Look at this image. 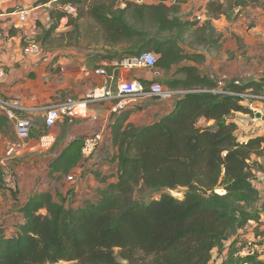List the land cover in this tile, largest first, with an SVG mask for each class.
Returning a JSON list of instances; mask_svg holds the SVG:
<instances>
[{"label":"trees","instance_id":"obj_1","mask_svg":"<svg viewBox=\"0 0 264 264\" xmlns=\"http://www.w3.org/2000/svg\"><path fill=\"white\" fill-rule=\"evenodd\" d=\"M119 2L96 0L89 9L103 30L104 43L119 48L102 56L105 59L153 52L157 67L169 73L184 61H206L178 42L193 27L212 44L221 37L211 25L183 20L180 4ZM258 4L264 8V0H211L207 16L219 19L239 10L238 16ZM69 18L63 10L52 16L53 24L37 40L42 48L54 43L53 33ZM177 75L181 77L170 82L173 89L217 86L197 66L180 67ZM229 86L264 92V84L257 81ZM235 114L253 115L235 97L202 93L179 99L171 115L150 126L116 125L115 181L82 207L59 202L48 192L33 194L20 209L23 223L9 235L0 232V264H212L214 251L224 249L232 235L258 216L255 204L264 212V199L255 186V173L264 171V135H250L242 143ZM0 120L9 124L8 118ZM204 120L214 123L203 126ZM82 145L74 141L53 171L68 174L81 159ZM236 244L230 245L222 264H264L255 262V256L236 257Z\"/></svg>","mask_w":264,"mask_h":264},{"label":"crops","instance_id":"obj_2","mask_svg":"<svg viewBox=\"0 0 264 264\" xmlns=\"http://www.w3.org/2000/svg\"><path fill=\"white\" fill-rule=\"evenodd\" d=\"M56 1L42 4L40 0H0V64L6 68V76L0 82V96L15 99L20 107L16 109L17 112L34 120L31 139L25 145H17L18 154L9 161L16 165L14 167L19 179L17 192L5 190L0 181V232L4 231L7 235L23 223L20 209L35 193L48 192L55 200L65 201L73 207H82L87 200L94 199L99 189L117 177L119 148L114 143L115 126H150L171 115L177 101L139 99L132 101L126 109L119 110L118 99H98L88 103L85 117L60 122L49 130L45 127L47 107L69 97L88 99L108 85L116 91L122 82L140 81L146 86L159 82L166 86L168 78L181 77L176 76V71L185 66H197L203 75L211 79L217 81L221 78L239 85H244L256 71L264 72V8H256L257 22L248 28L235 17L231 21L226 16L210 19L206 7L211 0H179L178 4L181 5L183 20L192 21L188 15H199L200 18L196 20L200 26L211 25L215 35L221 36L218 44L204 51L182 47L186 52L204 55L206 61L203 64L184 61L169 73L163 71L161 77L154 76L148 69L116 67L115 63L121 58L110 60L102 56H90L74 47H43L39 56L24 55L27 39L38 40L43 29H49V9ZM19 11L27 13L25 21L21 20ZM245 12H241V17ZM99 69H104L106 75L97 74ZM248 73L251 74L248 76ZM0 117L7 119L1 110ZM234 121L238 125L236 135L239 138L249 137L251 131L252 135H264L261 128L258 129L259 124L252 123L249 117L244 119V115L235 114ZM202 122L209 125L214 123L207 120ZM8 123L3 125L0 120V162L6 159L13 142L5 136L8 130L15 132L14 124L10 120ZM102 128L108 129V136L92 159H80L68 174L53 171L54 164L74 141L83 142L87 135L98 133ZM47 132L55 137V142L49 149H41L38 141ZM256 174L255 186L260 188L264 171ZM71 176L73 179L69 180ZM261 206L255 204L256 210H261ZM5 212L8 213L4 215ZM262 214V211L259 212L263 218ZM261 227L264 229V226ZM233 239L232 235L224 249L214 251L212 264H222L227 259ZM240 249L242 247H237L236 253Z\"/></svg>","mask_w":264,"mask_h":264},{"label":"built area","instance_id":"obj_3","mask_svg":"<svg viewBox=\"0 0 264 264\" xmlns=\"http://www.w3.org/2000/svg\"><path fill=\"white\" fill-rule=\"evenodd\" d=\"M168 5L178 4L179 0H159ZM21 20L25 21L27 13L19 11ZM24 55L39 56L43 52L41 44L36 39H27L23 48ZM158 55L153 52H142L138 55L127 56L118 60L116 67L132 70V69H148L151 70L156 77H161L163 70L157 67ZM97 74L106 75L104 69L96 71ZM6 76V68L0 64V82ZM253 76V75H252ZM250 77V76H249ZM230 83L224 79L217 80V86L214 89H173L166 87L159 82L152 83L146 86L140 81L122 82L118 85L117 90L114 91L109 85L102 89L100 93H94L88 99L76 100L72 97L66 98L64 101L56 103L45 109V127L49 130L55 127L60 122L69 120L73 121L76 118L85 117L88 110V103L98 99H118L120 102L119 110L126 109L130 106L132 101L139 99H158V100H172L178 101L188 95L213 93L224 96L235 97L240 100V103L246 106L253 113L249 116L252 123H258V129L264 132V92L256 93L254 90L234 91L229 86ZM20 109L18 102L15 99H5L0 96V110L10 120L15 127V132L21 145L27 144L31 139L34 120L32 118L23 116L17 112ZM260 114L258 118L257 115ZM257 130V129H256ZM108 133L107 128H102L98 133L87 135L83 139L81 148V159L84 161L92 159L96 152L104 145ZM252 131L250 135H252ZM249 135V136H250ZM248 137L239 138L243 143ZM55 142V137L47 132L38 141V146L41 149H49ZM18 154L17 145L9 147L6 159L0 162L3 172L4 182L10 190H17L18 183L15 174L13 173L12 164L9 162L11 158ZM72 180L73 177H68ZM260 197L264 198V179L260 182ZM221 194H225L222 192ZM247 227V226H246ZM245 227V228H246ZM244 229V228H243ZM242 233V231H240ZM249 234L245 236L244 243L240 244L237 236L234 237L233 242H237V247H242L236 253V257H253L264 254V240L258 241L256 238H251ZM255 237V236H254ZM248 264V263H247Z\"/></svg>","mask_w":264,"mask_h":264},{"label":"rangeland","instance_id":"obj_4","mask_svg":"<svg viewBox=\"0 0 264 264\" xmlns=\"http://www.w3.org/2000/svg\"><path fill=\"white\" fill-rule=\"evenodd\" d=\"M120 1L119 3H122V1H131L135 2L137 4H143L151 1L154 2H159V0H118ZM96 2V0H57L56 3L53 4L52 8L49 9V16L50 19L52 16H57L58 12L63 10L65 12H68L72 19H73V24H69L70 20L72 19H63L58 28L55 30L53 33V39H55L54 43L51 45H48V48H64V47H74L75 49H80L83 52L89 53V55H95V56H105V55H110V54H115V52H119L118 47H112L104 43L103 41V30L101 29L100 25L90 16L89 14V9L91 5ZM257 7H262L261 4H258L255 7H248L246 9L245 13H243V16L241 17V14H238V11L233 12L232 14L226 16L228 20H233L235 17L239 21H243L244 27H250L257 22V15H258V10L256 9ZM51 11H53L51 13ZM192 19V22L194 23L195 21H198L196 19L200 18L199 15H188ZM241 17V18H240ZM243 18V19H242ZM54 20V19H53ZM53 24L52 19L50 20V26ZM242 25V26H243ZM72 35V38H71ZM181 47H185L186 49H194L195 51H204V49L213 47L215 44H212L207 41V35L206 37L201 36L200 34L196 33V28L193 27L189 33L185 36L183 41H178ZM121 58V57H118ZM258 70V69H257ZM251 73H248V76ZM254 75H258L260 77H264V72L256 71ZM173 80V78H168L167 83L165 84L166 87H170V82ZM245 81V80H244ZM249 116H244V119L248 118ZM203 126L209 125L206 122H202ZM9 132L6 133V137L10 140H13L11 142L15 145H21V142L19 143V140L16 136L15 132H11V130H8ZM254 132V131H253ZM261 163L264 168V159H261ZM16 165L12 164V171L15 174L17 178V183L19 185V179L16 171ZM256 168V167H255ZM257 173V172H256ZM255 173V177L257 174ZM3 172L2 169L0 168V181L1 184L5 190L10 191V192H17V190H10L5 182H4V177H3ZM257 181V179H256ZM221 190V189H220ZM5 191V192H7ZM173 196L176 198L182 199L183 194L180 192H172ZM140 197V196H139ZM142 200H149L148 196H142ZM261 212V210H259ZM8 213L5 212L4 215ZM263 218L258 216H253V218L250 219L248 225L246 228L239 230L238 231V241L240 244L244 243V238L250 233L252 235L251 238H256L258 241L264 240V229H262L261 226H264V212H263ZM242 231V233H240ZM255 236V237H254ZM255 262H263L264 261V254L262 255H256L254 258Z\"/></svg>","mask_w":264,"mask_h":264},{"label":"water","instance_id":"obj_5","mask_svg":"<svg viewBox=\"0 0 264 264\" xmlns=\"http://www.w3.org/2000/svg\"><path fill=\"white\" fill-rule=\"evenodd\" d=\"M248 81L245 84H248L249 82L257 81L264 84V77H260L258 75H253L247 79ZM257 117H260V114L257 115Z\"/></svg>","mask_w":264,"mask_h":264}]
</instances>
